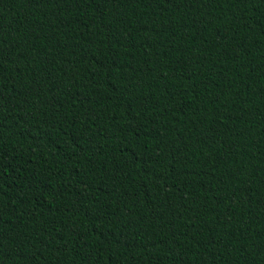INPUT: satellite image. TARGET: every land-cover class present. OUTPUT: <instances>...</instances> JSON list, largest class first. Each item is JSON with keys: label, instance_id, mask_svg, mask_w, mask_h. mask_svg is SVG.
I'll list each match as a JSON object with an SVG mask.
<instances>
[{"label": "trees", "instance_id": "1", "mask_svg": "<svg viewBox=\"0 0 264 264\" xmlns=\"http://www.w3.org/2000/svg\"><path fill=\"white\" fill-rule=\"evenodd\" d=\"M0 264H264V0H0Z\"/></svg>", "mask_w": 264, "mask_h": 264}]
</instances>
